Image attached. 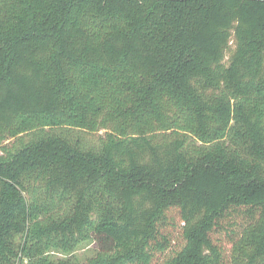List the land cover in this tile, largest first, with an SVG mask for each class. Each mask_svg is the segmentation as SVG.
<instances>
[{
  "label": "trees",
  "instance_id": "16d2710c",
  "mask_svg": "<svg viewBox=\"0 0 264 264\" xmlns=\"http://www.w3.org/2000/svg\"><path fill=\"white\" fill-rule=\"evenodd\" d=\"M0 264H264V0H0Z\"/></svg>",
  "mask_w": 264,
  "mask_h": 264
},
{
  "label": "rangeland",
  "instance_id": "374dc122",
  "mask_svg": "<svg viewBox=\"0 0 264 264\" xmlns=\"http://www.w3.org/2000/svg\"><path fill=\"white\" fill-rule=\"evenodd\" d=\"M227 58V55H226ZM96 251V245L92 241H85L81 243L72 253L69 255H64L62 253H55V257L57 258H67L73 257L78 261H85L88 257L92 256Z\"/></svg>",
  "mask_w": 264,
  "mask_h": 264
}]
</instances>
